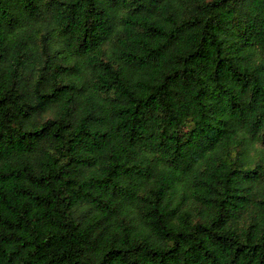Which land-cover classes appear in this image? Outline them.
<instances>
[{
    "label": "trees",
    "instance_id": "obj_1",
    "mask_svg": "<svg viewBox=\"0 0 264 264\" xmlns=\"http://www.w3.org/2000/svg\"><path fill=\"white\" fill-rule=\"evenodd\" d=\"M0 264H264V0H0Z\"/></svg>",
    "mask_w": 264,
    "mask_h": 264
}]
</instances>
